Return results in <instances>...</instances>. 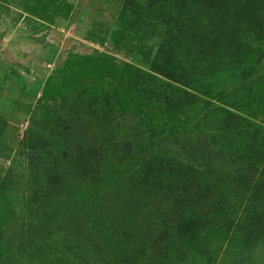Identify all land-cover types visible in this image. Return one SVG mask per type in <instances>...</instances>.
I'll return each instance as SVG.
<instances>
[{
  "label": "rangeland",
  "instance_id": "obj_1",
  "mask_svg": "<svg viewBox=\"0 0 264 264\" xmlns=\"http://www.w3.org/2000/svg\"><path fill=\"white\" fill-rule=\"evenodd\" d=\"M255 1L198 0L188 19L201 14L205 25L207 17L223 15L227 3L238 9L243 4L255 21L264 13V2L252 10ZM184 5L0 0V211L9 219L5 237L24 242L18 263L25 258V264H264V160L256 175L242 171L241 164L213 151L205 134H177L165 97L152 99V119L144 122L148 108L137 107L140 117L127 111L117 102V91L125 87L116 81L62 71L72 59L86 62L103 52L153 73L158 55L169 56L166 39L177 26L174 18L186 13ZM163 8L172 20L158 18ZM126 12L145 38L134 40L138 47L111 41ZM253 33L252 28L247 37ZM229 77L209 79L217 89L231 88ZM47 83L60 93L43 100ZM99 91L117 106L97 113L90 102ZM188 114L191 127L198 118ZM153 156L179 157L206 170L207 184H178L165 174L158 178L164 186L147 185L155 177L147 172ZM192 215L206 220L194 243L199 248L183 240V224Z\"/></svg>",
  "mask_w": 264,
  "mask_h": 264
},
{
  "label": "trees",
  "instance_id": "obj_2",
  "mask_svg": "<svg viewBox=\"0 0 264 264\" xmlns=\"http://www.w3.org/2000/svg\"><path fill=\"white\" fill-rule=\"evenodd\" d=\"M228 1L235 3L236 0ZM228 1L226 0L227 3ZM243 1L247 4L251 3V0ZM205 2L211 5L223 0H205ZM255 2L256 4L251 8L258 12V4L264 0ZM227 3L223 15L207 17L206 26H201L199 22L201 14L188 19L194 12L195 5L200 3L198 0H184L186 13L182 14L181 19L174 18L173 23L176 21L174 26L176 24L177 26L172 29L171 38L166 39V47H168L166 53H169V56L163 58L162 55H158V59L151 64L153 73L128 64H120L115 58L103 52L89 56L86 62L79 57L72 59L66 63V69L62 71L68 77L75 74L76 77L84 76L87 79L109 78L116 81L119 87H125L124 93L117 91V102L120 101L125 105L127 111L139 116L137 107L148 108L144 114V122L145 118L148 121L152 119L150 116L155 110L151 103L152 99L165 97L171 109L169 116L176 124L177 134L181 130L187 134H205L209 146L221 158L238 162L243 167L242 171L256 175L264 160V45L261 44L264 39V13L253 21L254 19L251 20L249 17L255 15L251 16L249 9L243 4L238 9ZM127 18V12L120 16L121 26L110 33L111 41L118 47H138L135 46L134 40L140 42L145 38L134 27L133 21ZM158 18L168 21L172 20V15L163 8ZM252 28L254 33L248 38ZM133 34L139 38L134 37ZM256 40L259 42L258 45ZM157 74L171 81H164ZM223 74L230 76V81H234L231 82L233 85L231 88L223 85L222 88L217 89L219 86L211 79ZM50 85L46 84L41 99H50L55 93H60L55 87L52 91ZM133 104L136 105L134 109ZM90 105L95 107L97 113L112 110L117 106L114 99L104 91L96 92ZM188 113L198 118V122L193 123L191 127H186L192 121ZM260 119H263V122H260ZM159 157L153 156L150 159L147 172L150 176L154 174L155 177L149 180L147 185L164 186L165 179L159 181L158 178L165 177V174H171L178 184L186 180H195L199 185L205 182L207 184L206 170L191 168L179 157L174 156L170 159L161 156L160 162ZM189 172L192 175L190 178H188ZM2 210L0 211V264H25V258L17 262V252L24 242L12 244V238H6L4 235L9 219ZM205 221L192 215L188 224H183L185 245L200 247L194 243H199L201 239L199 234L204 229ZM75 263V261L71 262V264Z\"/></svg>",
  "mask_w": 264,
  "mask_h": 264
}]
</instances>
